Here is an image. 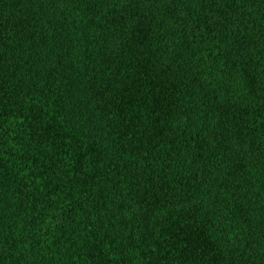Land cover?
Returning a JSON list of instances; mask_svg holds the SVG:
<instances>
[{
    "label": "trees",
    "instance_id": "trees-1",
    "mask_svg": "<svg viewBox=\"0 0 264 264\" xmlns=\"http://www.w3.org/2000/svg\"><path fill=\"white\" fill-rule=\"evenodd\" d=\"M0 264H264V0H0Z\"/></svg>",
    "mask_w": 264,
    "mask_h": 264
}]
</instances>
